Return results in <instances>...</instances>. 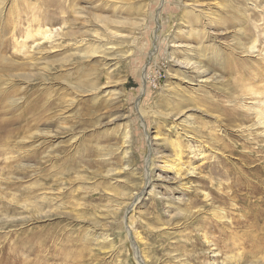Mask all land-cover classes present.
<instances>
[{
  "label": "rangeland",
  "instance_id": "374dc122",
  "mask_svg": "<svg viewBox=\"0 0 264 264\" xmlns=\"http://www.w3.org/2000/svg\"><path fill=\"white\" fill-rule=\"evenodd\" d=\"M245 82L264 0H0V264L263 260L227 222L264 169Z\"/></svg>",
  "mask_w": 264,
  "mask_h": 264
},
{
  "label": "bare ground",
  "instance_id": "6f19581e",
  "mask_svg": "<svg viewBox=\"0 0 264 264\" xmlns=\"http://www.w3.org/2000/svg\"><path fill=\"white\" fill-rule=\"evenodd\" d=\"M45 30V29H44ZM53 31L49 32V31H44V32H40L39 34L42 36V39L45 41V40H49L51 38H53V34H52ZM55 33V32H54ZM27 39V38H26ZM34 44V43H33ZM4 45V44H3ZM34 46V45H33ZM36 46V45H35ZM34 46V47H35ZM173 46V45H171ZM179 48L183 47L184 49H186L185 47L186 46H178ZM177 47V48H178ZM4 49L6 48V46L3 47ZM22 49H24L22 47ZM188 49V48H187ZM191 49V48H190ZM189 49V50H190ZM250 50H247V51H252L253 49H255L254 47L252 48H249ZM192 53V52H191ZM200 53V52H199ZM188 56L190 55V53L188 52L187 53ZM186 56V59L179 62L178 66L179 68H185V69H191L192 71L198 73V78L199 79H203L205 78L208 74H210V72H208L202 65V63H200V61H198L199 57H201L200 55L199 56H196L197 58H193L192 59V56L188 57ZM188 57V58H187ZM172 60H174V58L172 57L171 58ZM197 59V60H196ZM177 62V61H176ZM175 63V62H174ZM10 66V65H9ZM255 78V77H254ZM198 79V80H199ZM252 79V78H251ZM201 82H206V79L205 80H202ZM247 82V81H246ZM245 82V83H246ZM249 82V81H248ZM243 84V83H242ZM145 85V84H144ZM246 86H247V83H246ZM249 86V87H248ZM247 87H245V84L244 86H242V88L239 90V92H241V94L243 95V97L247 100H249V111L254 115L253 116V125H252V129L250 131H255L254 134H250L249 135V139L248 141L249 142H253L254 144H259V143H263L262 146H259V148H261L262 151H264V87L261 88V89H257L256 87H253V85H250V83L248 84ZM6 92V91H5ZM3 94V93H2ZM5 94V93H4ZM3 96V95H2ZM16 101H13V103H15ZM247 102V101H246ZM246 104V103H245ZM3 108V107H2ZM8 111V110H7ZM5 112V111H4ZM9 112V111H8ZM7 112V113H8ZM3 114V113H2ZM5 120V119H3ZM8 121V119H7ZM5 121V122H7ZM4 122V121H2ZM259 130V131H258ZM243 148V147H242ZM263 148V149H262ZM199 152H201L200 150H198ZM257 152L259 151L256 150ZM255 152V153H257ZM242 153V152H241ZM177 154V153H176ZM249 155V154H248ZM176 158L174 157V160ZM173 160V159H172ZM263 161H264V158H263ZM263 163V162H262ZM169 167V166H168ZM189 174L188 175H192L194 172H192V170H190L188 172ZM261 173V174H260ZM236 174L237 176L239 175L240 176H244L243 173H241V171H237L236 170ZM176 176L178 174H175ZM252 175H254L253 177H255V179H258V181H255V182H251V183H248L247 187L249 188V193L254 197L253 199H256L257 202V206H250L249 207H252L251 208V211H253L252 215L251 216H248V214L246 213L243 217H237V218H231L228 219V226H229V230L230 231H233V229H237V230H242L243 232H245V236H249L251 237V246H253L254 248L258 246V244L260 243V241L263 240L264 242V207L263 205L261 206L260 204L264 202V199L263 197L260 195L261 192H264V178L262 179L261 177L264 175V169L261 167V169L259 171H255V173ZM146 179H145V186H149L150 184L148 183V175H145ZM246 177V176H245ZM245 181V180H244ZM147 183V184H146ZM246 182H244V185L246 186L245 184ZM241 190V189H240ZM239 190V191H240ZM237 193V191H233L229 196H226L224 197V199L226 201H230V200H233L234 197H235V194ZM239 193V192H238ZM142 194V193H141ZM141 194L140 195H137V197L134 199V201L132 202L131 206H130V213L134 211V208L137 204L140 203V200H141ZM247 194V193H246ZM240 197V196H239ZM246 197V196H245ZM247 199V198H246ZM240 200V199H239ZM239 202V201H238ZM245 202V201H244ZM251 202V201H250ZM253 202V200H252ZM224 203V202H223ZM222 203V204H223ZM241 204V203H240ZM252 204V203H251ZM259 204V205H258ZM256 207V208H254ZM236 211V210H235ZM220 213V212H219ZM239 216V215H238ZM222 217V216H220ZM222 218H225V217H222ZM242 218V219H241ZM246 221V222H245ZM261 221V222H260ZM230 235V234H229ZM233 235V234H232ZM203 239H204V244L205 245H210V241H209V238H208V235L203 233ZM104 238V237H103ZM106 240V239H104ZM249 243V242H248ZM236 245V244H235ZM244 245V243L242 242L241 243V246ZM242 248V247H241ZM260 250V249H259ZM258 250V251H259ZM250 252V251H249ZM252 253V252H251ZM257 253V252H256ZM259 253V252H258ZM262 253V252H261ZM211 254V257L214 258V256H216L214 250H211L210 252ZM257 256V255H256ZM139 261L141 264H144L146 263V260L144 257L142 256H139L137 255ZM255 258V257H254ZM262 259L259 260H255V261H252L251 264H260V261ZM264 260V258H263ZM262 260V261H263ZM239 261V259H237L236 257H232V258H228V260L226 261H222L221 263L222 264H237ZM207 264H216L215 261H212V262H207Z\"/></svg>",
  "mask_w": 264,
  "mask_h": 264
}]
</instances>
